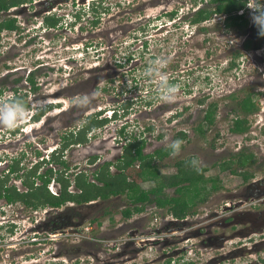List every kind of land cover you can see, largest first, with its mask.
Listing matches in <instances>:
<instances>
[{
  "label": "rangeland",
  "instance_id": "rangeland-1",
  "mask_svg": "<svg viewBox=\"0 0 264 264\" xmlns=\"http://www.w3.org/2000/svg\"><path fill=\"white\" fill-rule=\"evenodd\" d=\"M35 1L38 0H23L32 6L16 16V25L17 33L25 29V34L36 36V43L31 50L16 51L15 56L6 58L3 65L7 62L10 65L0 66V73L15 66L32 69L42 63L49 67L52 72L48 74L49 81L47 76H39L38 80L47 84H37V92L23 86L19 90L25 95L23 98L59 101L49 111L54 115L61 108L67 109L58 116V126L87 104L92 107L81 114L80 125L87 121L90 112L103 114L118 110L120 119L128 122L127 132L139 133L146 139L147 152L177 143V150L159 161L161 173L174 172L177 161L190 158L198 170L205 168L203 176L214 178L219 188L209 190L194 212L183 220H176L166 208L159 209L153 203L125 218L121 212L129 206L128 199L120 194L113 196L89 208V217L82 225L88 241L81 242L80 237L79 255L70 242H65L68 253L51 258L48 243L42 240L41 244L27 245L21 238L19 244L5 251V257L9 254L15 262L5 258L1 264H62L64 257L68 258L66 264H72L79 256V264H160L167 259H171V264H263L264 248L255 250L252 246L264 240V227L262 233L252 230L245 237L236 236L233 241L225 242L223 248L210 245L206 237L224 229L222 220L230 214L223 211L227 196L232 192L241 196L251 181L264 178V164L260 160L264 159V41L257 36L264 27V3L259 5L257 0H249L244 10L248 25L238 28L225 26L221 15L205 23L188 24L185 16L198 6L193 0H74V4L72 0L69 4L62 2L54 11H46L42 5L34 6ZM73 6V12L84 14L77 22L70 23L65 17ZM7 11L0 13V20L14 16ZM171 11L177 15L167 16ZM61 14L63 19L59 18L57 28L50 29L45 24L46 16ZM96 18L98 21L93 23ZM6 32L0 33L3 54L16 47L14 41L20 43L18 34ZM246 41L248 46H244ZM19 53L21 56L16 60ZM233 59L236 64L230 67ZM3 90L4 98L13 96L7 85ZM46 101L35 102L43 107ZM210 104H215V116L212 125L207 126L203 125L202 116ZM124 105L128 106L127 110ZM34 108L32 105L28 117ZM236 116L247 120L246 132L231 131ZM28 123L24 124L26 130L32 126ZM200 124L203 133L197 129ZM149 126L153 127L151 131L146 129ZM106 129L111 133L115 125L108 123ZM181 131L186 136L177 140ZM98 132V129L89 132L88 142L80 143V147H69L67 159L71 165L82 162V151L92 148V135ZM5 135L0 137V144L14 145L12 150L5 146L8 152L25 148L19 133ZM107 138L115 141L112 135ZM97 142L100 151L94 154L102 157L106 153L105 144ZM240 151L251 153L253 162L238 166L234 160ZM27 152L22 160L25 165L37 164L38 158ZM232 159L233 163L227 167L225 163ZM245 172L251 174L248 180L242 177ZM130 177L134 178V172ZM138 181L145 189L152 186L150 181ZM207 186L210 188V182ZM165 192L172 195L173 189ZM262 201L264 195L252 196L246 208L262 212ZM260 214L254 216L257 221L264 218V213ZM93 222L99 223L98 229H93ZM227 233L231 234V229ZM93 239L98 242L91 243ZM54 247L55 241L51 250ZM94 247L101 248L103 252L99 253L105 261L91 255ZM13 249L19 254L14 255ZM231 249L236 252L227 256Z\"/></svg>",
  "mask_w": 264,
  "mask_h": 264
},
{
  "label": "flooded vegetation",
  "instance_id": "flooded-vegetation-1",
  "mask_svg": "<svg viewBox=\"0 0 264 264\" xmlns=\"http://www.w3.org/2000/svg\"><path fill=\"white\" fill-rule=\"evenodd\" d=\"M59 1L61 0H38L33 2L36 3L33 5H42L46 8V11L49 9L54 11L62 2L67 4L72 2V0ZM24 3V5L16 6L15 9L11 10V13H13L15 17L26 11L28 6H32L31 2L28 4H26V2ZM72 3L74 4L75 1L73 0ZM74 6L70 11H73V8H75ZM3 12L8 11H0V13ZM171 12L165 13L167 16H173L174 14L177 15V13L172 15ZM62 15L63 14L57 16L62 17ZM17 32L16 34L19 36L16 38L20 43L14 41L13 43L16 47H12L6 52V54H3V52L0 53V66L2 68L10 65V62L5 63V66L3 65L4 62L7 61L5 60L6 58L9 59L12 56H15L14 54L16 51L18 53L27 48L31 50L30 47L37 41L36 36L31 37V35L25 34V29L19 33ZM142 43L144 44V42ZM19 55L21 56L20 53L16 55V60H18ZM50 73L52 72L49 70V67L42 63L32 69H27L26 66H15L7 68L0 73L1 91L3 92V89H5L7 85L9 91L13 93V98L4 101V104L0 105V137L3 138V133L4 135H17L19 133L23 145L25 146V148H21L19 152L15 151L14 153H11L4 148L5 146H8V148L12 150L14 149L13 144L10 145V143L7 142L3 143V141V144H0V252H3V255H0V264L1 262H4L5 258H8L6 260L12 263L15 262V259L8 257L9 254H6L7 257H5V251L6 249L9 251L10 247L19 244L20 242H18V240H21V238H24L22 242L27 245H38L41 244L42 240L44 243H48L50 248L47 249V251H49L51 258L60 257L61 254L68 253L64 248L65 242H70V246L77 249L75 254L79 255L80 250L78 246L80 245V237L82 238L81 242L88 241L85 239L88 236L84 234L82 225L89 217V208L102 201H107L113 196H117L111 195L107 199L98 197L97 199L86 203H77L74 199L67 198L59 206H52L48 203L35 206L37 190L44 188L43 185L45 182L46 190L44 193L39 192V194L40 198L49 200L53 196L57 198L62 197L63 195H79L82 192L77 184V178L80 177V175L85 177L86 181L101 186L102 182L99 178L106 177L107 175L112 178L123 171L127 175V179L131 181L134 178H131L130 174L140 167L141 161L138 158L132 160V158L136 157V152L135 147L132 148L130 144L142 142L141 150L144 154H153L159 148H163V146L157 147L151 152H147L145 150L146 139L143 136H139V133L129 134L127 132V127H129L128 122H123L120 119V115L116 113L118 110L111 109L109 112L105 111L106 114H102V112L90 114V112L86 115L87 121L97 119L104 121V123L100 126L91 128L87 132L88 134L94 129H98L99 131L97 134L92 135L94 138L92 148L85 149L86 152L85 150L82 151L84 156L82 162L71 165L67 159V151L69 147H80V141L74 143L70 142V140L76 139L80 136V131L85 122H87L85 121L80 125V122L83 119L81 114L90 110L92 105L87 104L86 106H83L81 110L79 108L77 111H73L72 116L62 121V123H59L58 126L56 125L58 116H60L61 112H66L67 109L61 108V110L57 111L54 115H51L49 111L51 110L50 107H52L53 103L57 104L59 101H46L50 98H23L25 95H21V92H19L23 86H28L31 91L37 92L39 90L37 84H40L41 86L46 85L50 79V76H48ZM39 76H47V82H38L40 79ZM50 93L51 92L48 94L51 97L52 94ZM37 100H44L46 101V104L42 107L39 102H35ZM32 105L36 106V108H34V112L28 117V112ZM124 109L127 110L128 106L126 108L124 105ZM80 116L82 117L80 118ZM30 119H32L31 122ZM119 119L121 122H118ZM28 122L31 123L32 126L26 130L24 124ZM108 123L115 125V129L114 131H111V133L106 131ZM59 130H61V134L58 136ZM107 133L113 136V140H115L114 142L107 138L109 136ZM98 134H101L99 140H97L99 136ZM95 140L99 142L103 141L105 144L106 149L104 148L103 150H105L106 153L102 157L94 154V152L100 151L98 144H96L97 141ZM86 142H88V136ZM94 144L97 146L94 147ZM129 145L131 148L130 153L133 154L132 157L127 153ZM27 151L33 153L34 156L38 158V160H36L37 164L29 167L25 165L22 160L26 157V154L28 153ZM163 159H157L155 156L153 162L158 164L159 161H162ZM260 160L262 161L261 163L264 164V159L261 158ZM251 162H253L252 159ZM174 172L169 174H173ZM250 184L247 187L245 186L243 192H241V196H239L240 193L237 194V192H232V194L227 196L228 200L223 205V211L230 212V214L226 215L222 220V226H224L222 232L209 234L206 237V240L210 245L213 244L215 248H223L225 242L230 241L240 234V236L245 237L252 230H260L259 233H262L261 229L264 227V218H262L261 221H257L254 216L256 214L261 215L260 213H264V210H262V212H252L251 209L246 208V202L251 200L252 196L264 195V178L251 181ZM139 185L143 188L141 184ZM166 189L170 188H165V191ZM120 195L126 196V194ZM126 198L128 199L127 196ZM261 203L264 204V201ZM154 206L157 207L155 204ZM128 207L132 208L130 201ZM121 214L125 218H130L132 216V214L130 216H124L123 212H121ZM93 219L95 220L96 218ZM93 225V229L99 228V223L93 222ZM228 229H231V234L227 233ZM244 233L247 234L245 235ZM53 241H55V247L54 250H51ZM90 242L96 244L98 240L93 239V241ZM4 245L5 247H3ZM252 247L255 250H257L258 247L263 249L264 240L256 242ZM94 249L95 251H92L91 255H94L99 259V257H101L99 252L103 251H101V248L94 247ZM12 251L14 255L19 254V251L14 249ZM234 252H236L234 249L228 250L227 256H231ZM64 259L65 260L62 264L68 263V258L64 257ZM99 261L103 262L105 259L101 257ZM261 261H264V257ZM71 263L79 264L80 256Z\"/></svg>",
  "mask_w": 264,
  "mask_h": 264
},
{
  "label": "trees",
  "instance_id": "trees-1",
  "mask_svg": "<svg viewBox=\"0 0 264 264\" xmlns=\"http://www.w3.org/2000/svg\"><path fill=\"white\" fill-rule=\"evenodd\" d=\"M259 1L260 3H264V0ZM22 2L23 0H0V11L8 10L12 6H17ZM193 2L197 3L198 6L185 16L188 24L193 25L202 23L212 19L215 15H221L224 16L222 21L225 26H236L238 28H243L248 25V19L244 13V10L248 4V0H193ZM98 3H100V1ZM92 9H94L93 6ZM240 10H242V13H240ZM174 13L175 12H171L172 15ZM77 17H79V14H77ZM59 18L60 17L55 15L46 16L44 22L47 26L55 27L59 21ZM97 21L98 19L96 18L92 22L96 23ZM262 22H264V20ZM16 27L17 25L15 17L4 18L0 20V31L3 29L13 30ZM257 34V36L262 38L264 41V27L260 28ZM247 41L244 46H248ZM146 44L147 42L144 41V46H146ZM235 64L236 62L233 59L229 66L231 67ZM214 116L215 104H210L202 116L203 125H212ZM103 123L104 121L97 119H91L85 122L80 131V136L76 139L70 140V142L77 143L80 141V143H85L87 141V132L91 128L100 126ZM201 125L202 124L198 125L197 129L203 133ZM248 127L249 126L246 119L236 116L233 120L231 131L244 133L248 130ZM146 129L151 131L153 127L149 126ZM185 136L186 135L184 132L181 131L177 140H181L185 138ZM130 145L132 148L135 147L136 152V157L132 158V160L138 158L141 161L140 167L134 171L133 180L129 181L127 179V175L122 171L119 175H116L112 178H110L108 175L106 177L99 178V180L102 182V185L99 186L86 181L85 177L80 175V177L77 178V184L82 190L79 195H63L62 197L57 198L53 196L49 200L40 198L39 194V192H45V182L43 185L44 188L37 190L35 206L44 205L46 203L52 206H59L67 198H72L77 203H86L97 199L98 197L107 199L111 195L126 194L132 204V208L128 207L123 210L122 212L124 216H130L133 213L142 212L145 203H154L158 208H166V212L172 215L176 220H183L188 215V213L194 212V208L199 202L198 200L205 199L206 193L209 190L211 191L219 188L217 183H215L214 178H206L203 176V171L205 168L198 170L195 163L190 158L177 161L175 164L177 169L173 174L161 173L159 165L153 162L154 157L156 156L157 159H163L170 155L177 150V143H172L169 146L159 148L153 154H144L142 152V142ZM130 145L128 146L127 153L130 157H132L133 154L130 153ZM252 156L253 155L251 153L240 151L239 153H236L234 161L238 166L244 167L251 162ZM232 163L233 159L231 162L229 161L225 164L228 165L227 167H230ZM221 168L224 169V166H221ZM231 171L235 172V170ZM242 177L244 180H248L251 177V174L245 172L242 174ZM138 179L141 181H151L152 186L147 189H143L140 187ZM208 182L211 184L210 188L207 186ZM165 188H173V194H167L165 192ZM170 262L171 259H167L165 262L160 264H171ZM183 264L194 263L187 262Z\"/></svg>",
  "mask_w": 264,
  "mask_h": 264
},
{
  "label": "clouds",
  "instance_id": "clouds-1",
  "mask_svg": "<svg viewBox=\"0 0 264 264\" xmlns=\"http://www.w3.org/2000/svg\"><path fill=\"white\" fill-rule=\"evenodd\" d=\"M40 1H45V0H40ZM257 1H259V0H257ZM248 3H249V0H248ZM24 5L25 3L24 2H22V3H20V4H18L17 6H20V5ZM258 4L259 5H261V3L260 2H258ZM15 7L16 6H12L11 8H9L8 10H13V9H15ZM7 11V10H6ZM240 13H242V11L240 12ZM77 14H79V17H77ZM84 14V13H83ZM83 14H81V12H73V11H71V12H68V16L67 17H65V18H67L68 20H69V22L70 23H75V22H77V19L78 20H80V18L83 16ZM218 15H215L214 17H217ZM12 17H15V16H12ZM58 17V16H57ZM214 17L212 18V19H210V20H214ZM219 17V16H218ZM224 17V16H223ZM16 18V17H15ZM60 18H62L63 19V17H60ZM45 19V18H44ZM61 19V20H62ZM206 21H204V23H205ZM18 27V26H17ZM15 28V29H13V30H8V29H3L2 31H0V33H7L6 32V30L7 31H14V33L16 34V32H17V30H18V28ZM20 27V26H19ZM50 29H52V28H57V25L55 26V27H50V26H48ZM22 29H24L23 27H21ZM23 31V30H22ZM3 92L0 90V105L1 104H4V101H7V100H10L11 98H13V96L11 97V96H9V98H4V96H3V94H2ZM263 200V199H262Z\"/></svg>",
  "mask_w": 264,
  "mask_h": 264
},
{
  "label": "built area",
  "instance_id": "built-area-1",
  "mask_svg": "<svg viewBox=\"0 0 264 264\" xmlns=\"http://www.w3.org/2000/svg\"><path fill=\"white\" fill-rule=\"evenodd\" d=\"M242 10H240V12H241Z\"/></svg>",
  "mask_w": 264,
  "mask_h": 264
}]
</instances>
